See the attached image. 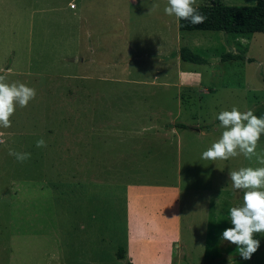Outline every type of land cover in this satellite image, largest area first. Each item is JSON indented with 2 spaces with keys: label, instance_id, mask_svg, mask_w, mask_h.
Returning a JSON list of instances; mask_svg holds the SVG:
<instances>
[{
  "label": "rangeland",
  "instance_id": "1",
  "mask_svg": "<svg viewBox=\"0 0 264 264\" xmlns=\"http://www.w3.org/2000/svg\"><path fill=\"white\" fill-rule=\"evenodd\" d=\"M166 6L0 0V75L36 90L0 128V264H264V235L250 260L221 239L243 203L229 172L264 165L202 159L220 112L264 117V32L181 30Z\"/></svg>",
  "mask_w": 264,
  "mask_h": 264
},
{
  "label": "clouds",
  "instance_id": "2",
  "mask_svg": "<svg viewBox=\"0 0 264 264\" xmlns=\"http://www.w3.org/2000/svg\"><path fill=\"white\" fill-rule=\"evenodd\" d=\"M196 0H167L165 14L174 16L178 21L187 20L192 25H200L207 19L195 7ZM158 5H153V8ZM0 75V128H10L11 117L17 105L27 107L36 97V90L23 83H5ZM220 127L224 129L220 138L202 153L204 160H228L243 155L251 160L254 156L264 165V155L256 152L258 141L264 134V117L254 115L251 110L241 112L236 107L225 110L216 117ZM0 143H4L0 139ZM37 148L47 147L41 138L36 141ZM8 154L17 162L23 163L31 158V153L17 152L10 149ZM231 187L243 191L241 206L229 210V218L233 227L222 233L221 239L237 246L239 255L250 260L260 247V241L254 239L255 234L264 235V167H244L230 171ZM218 202V201H217Z\"/></svg>",
  "mask_w": 264,
  "mask_h": 264
},
{
  "label": "trees",
  "instance_id": "3",
  "mask_svg": "<svg viewBox=\"0 0 264 264\" xmlns=\"http://www.w3.org/2000/svg\"><path fill=\"white\" fill-rule=\"evenodd\" d=\"M200 13L207 17L206 21L200 25H192L187 20H179L178 25L181 30H222L234 33L264 32V0H257L252 5H232L225 4L220 0H209L208 3L195 5ZM179 56L182 60L192 62H203L201 55L194 52L187 46L179 49ZM244 58L232 52L222 55V60L226 58ZM252 60V59H250ZM177 127H186L185 123H176ZM128 264H134L129 262Z\"/></svg>",
  "mask_w": 264,
  "mask_h": 264
},
{
  "label": "crops",
  "instance_id": "4",
  "mask_svg": "<svg viewBox=\"0 0 264 264\" xmlns=\"http://www.w3.org/2000/svg\"><path fill=\"white\" fill-rule=\"evenodd\" d=\"M190 73H194V79H196V78H198V77H200V73L198 72V71H190ZM189 73V74H190ZM186 76V75H185ZM193 79V81H192V84H195L196 83V85H200V83H201V80H194ZM184 79H182L181 81H183ZM191 81V80H190ZM128 187H130V185L128 186ZM129 195V194H128ZM131 195V194H130ZM129 195V196H130ZM129 199V198H128ZM126 200H127V198H126Z\"/></svg>",
  "mask_w": 264,
  "mask_h": 264
}]
</instances>
